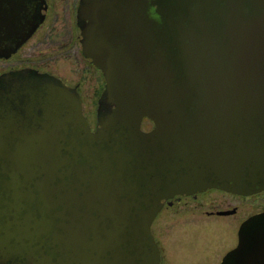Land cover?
<instances>
[{"label": "water", "instance_id": "water-1", "mask_svg": "<svg viewBox=\"0 0 264 264\" xmlns=\"http://www.w3.org/2000/svg\"><path fill=\"white\" fill-rule=\"evenodd\" d=\"M112 2L82 29L105 80L95 131L64 84L4 80L0 264H158L165 201L264 192V0ZM249 221L231 256L264 264Z\"/></svg>", "mask_w": 264, "mask_h": 264}, {"label": "flooded vegetation", "instance_id": "flooded-vegetation-1", "mask_svg": "<svg viewBox=\"0 0 264 264\" xmlns=\"http://www.w3.org/2000/svg\"><path fill=\"white\" fill-rule=\"evenodd\" d=\"M112 1L114 0H0V90L4 88L5 78L18 79L22 74L37 75L64 84L79 96L82 113L90 130L95 131L98 101L104 91L105 80L102 72L83 55L82 29L90 17L92 8L99 5L109 6ZM160 1L169 2V0ZM154 11L155 8H149L148 15L160 21V17ZM85 97L96 100L94 123L90 122L85 113ZM140 128L143 132H149L153 128V123L143 118ZM207 194H213L215 203H198L199 197ZM247 197L249 196L211 189L191 196H174L165 201L150 226L151 235L158 249V264H172L176 254L183 257L179 260L180 264H192V258L188 260L189 255L181 251H186L185 246L177 242L179 240L183 242V239L192 236L195 230L199 233L207 230L210 232L204 241L206 247L212 248L206 264H237V257L231 256V252L237 247L241 228L255 217L264 218V211L255 212L243 219L239 217L244 214L241 203ZM183 200L192 203H181ZM177 216L183 218L176 226L178 228L173 237L172 248L169 246L170 252L166 257L158 233H164L165 228L170 224L169 218ZM160 218L164 220L159 221ZM194 218L198 220H190ZM159 222L164 225L160 230L156 226ZM230 222L236 230L235 240L232 241L235 245L220 251L217 255L216 246H211L210 235L216 236L219 227H223L220 224ZM246 230L248 234L254 231L251 227ZM190 232L191 235H188ZM219 239L223 242L221 238ZM201 242L198 241V245Z\"/></svg>", "mask_w": 264, "mask_h": 264}, {"label": "rangeland", "instance_id": "rangeland-1", "mask_svg": "<svg viewBox=\"0 0 264 264\" xmlns=\"http://www.w3.org/2000/svg\"><path fill=\"white\" fill-rule=\"evenodd\" d=\"M63 68H65V65L63 66ZM84 107H86V109H84V110H85V113H86L88 119L90 120L91 123H94L96 100L91 99L89 97H85ZM207 195H203V196L199 197L198 203L210 202L211 204H214L215 199L213 197V194L208 195V196ZM185 202H187V201L186 200L181 201V203H185ZM187 203H192V202L188 201ZM241 205H242V207H241L242 211L244 212V214H241V216H239L241 219H243L246 216L253 214L255 212L264 211V193L259 194L257 196L247 197L246 199H244V201H242ZM182 218L183 217H178V216L169 218L170 224L167 227L165 225V227H166L165 231L166 232L164 231V233H158L159 241H160L161 247H162L166 257H167V255H169L168 253L170 252L169 246L172 248V243L174 241L173 237L175 235L176 229L178 228L176 226L179 225V222H181L180 219H182ZM162 220H164V218H160L159 221H162ZM190 220H198V219L194 218V219H190ZM200 221H202V220H200ZM220 223H222V221H220ZM158 224H159V226H158ZM220 225H222L223 227L222 228L219 227V231L217 232L216 236H214V234L210 235L211 246H213V245L216 246L215 253H217V255L219 254L220 251H222V250L224 251V249H229L235 245L232 241L235 240L236 230L233 229L231 222L225 223V224H220ZM156 226L158 227V230H160L164 227V225H162V223H160V222L156 223ZM214 232H216V231H214ZM198 233H199L198 230L193 231V233H192L193 237L189 236L188 238H184L183 242H182V240H179L177 242V244L185 246L186 251H184V250H181V251L183 253L189 255V257H187L188 260L192 258V264H206V261H207L206 259L209 255V253L212 251L211 250L212 248L206 247L204 241H206V236L208 234H210V232L207 230L206 232L204 231V233H199V234ZM188 235H191V232ZM218 237L221 238L223 240V242ZM198 241H202L200 245H198ZM214 242H216V243H214ZM196 247H198V248H196ZM199 255H201V256H199ZM203 256L205 258H202ZM182 258L183 257H180L178 254H176V258L172 264H180L179 260ZM212 258L215 259L214 257H212Z\"/></svg>", "mask_w": 264, "mask_h": 264}]
</instances>
